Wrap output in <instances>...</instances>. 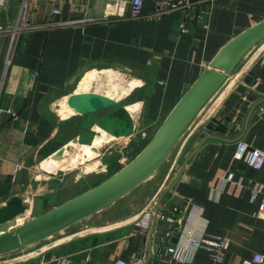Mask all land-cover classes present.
I'll list each match as a JSON object with an SVG mask.
<instances>
[{
	"label": "crops",
	"instance_id": "0c3cea01",
	"mask_svg": "<svg viewBox=\"0 0 264 264\" xmlns=\"http://www.w3.org/2000/svg\"><path fill=\"white\" fill-rule=\"evenodd\" d=\"M131 1L8 0L0 9V23L14 22L23 4L26 20L33 24L83 21L24 34L11 62L10 36L0 39L1 207L21 195L29 214L46 211L124 167L219 50L264 19V0H192L177 10L166 4L159 8L162 0H145L140 19L131 17ZM183 22L185 33L179 28ZM124 70L128 89L94 90L102 76ZM91 94L109 99L104 110L91 108ZM263 104L264 39L184 134L179 170L172 174L171 167L143 193L121 202L122 210H132L131 222L72 226L28 250L0 256V264H57L65 258L72 264H115L119 258L134 264L136 257H149L151 248L164 241L171 244L173 236L163 239L166 225L161 215L176 209L187 231L198 227L199 234L230 240L220 261L200 249L192 264H241L264 251V222L256 216L264 166L258 170L234 156L240 140L264 150V121L259 116ZM121 109L128 112L131 126ZM111 116L114 129L131 127L132 132L116 137L104 131L100 124ZM94 143L101 148L92 161L76 166L71 158L63 161L69 146L80 149ZM226 174H233V180L225 182ZM161 264L178 263L163 259Z\"/></svg>",
	"mask_w": 264,
	"mask_h": 264
},
{
	"label": "water",
	"instance_id": "95a60500",
	"mask_svg": "<svg viewBox=\"0 0 264 264\" xmlns=\"http://www.w3.org/2000/svg\"><path fill=\"white\" fill-rule=\"evenodd\" d=\"M263 39L264 19L227 42L212 59L210 67L203 70L195 82L186 89L147 145L129 163L107 179L11 229L4 225L25 214L29 206L25 204V198L21 195H15L6 201L2 207L0 206V227L4 226V229L0 230V256L17 253L76 225L113 205L150 178L169 158L196 117L243 58ZM88 98L91 108L96 111L104 110L106 102H109V99L97 94H91ZM118 112L124 116L127 125L131 126L128 112L125 109ZM112 119V116L108 117L100 127L116 137L132 132L131 127L120 131L114 129L110 125ZM179 237L180 232L175 231L171 245H175Z\"/></svg>",
	"mask_w": 264,
	"mask_h": 264
},
{
	"label": "built area",
	"instance_id": "2783aa9c",
	"mask_svg": "<svg viewBox=\"0 0 264 264\" xmlns=\"http://www.w3.org/2000/svg\"><path fill=\"white\" fill-rule=\"evenodd\" d=\"M7 2L8 0H0V9L6 8ZM144 3L145 0L131 1V17L133 19H140L141 17H143ZM191 3L192 0H162L159 3V8L163 9V4H166L167 6L169 5L170 10H177L188 7ZM26 8V4H23L21 13L18 15V18L14 22L0 23V39L5 36H10L12 45L9 51L10 54L8 57V62H11V56L14 53L16 46H18L20 38L24 34H28L36 30L45 28L49 29L67 27L83 23V21L73 20L53 22L46 25L33 24L26 20ZM54 13L59 14L60 11L56 9L54 10ZM179 28L181 33H185L187 31V27L184 22L180 24ZM0 84H2L1 80ZM259 116L264 121V104L259 108ZM234 156L238 160L245 161L252 168L259 170L264 166V150L253 148L244 140L238 141ZM14 175L16 176L17 173H15ZM233 178V174L224 175L225 182H229L233 180ZM256 195L261 196V202L256 216L258 219L264 222V185H262L259 190H257ZM177 212L178 209H176L172 214L161 215L166 225L164 229L165 232L163 234V239H170L173 236L174 232L178 231L180 232V237L177 243L175 245H169L164 241L163 244H160L158 246V248H151V254L149 257H136L134 264H161V260L163 259H168L169 261L176 262L178 264H192L194 263L196 255L200 249H205L210 252L212 258L215 261H220L222 259L225 252L230 247V240L223 236H213L205 232L199 234L196 230L198 227H194L192 230L187 231L185 228L186 222H182L183 220L180 217L178 218L177 216H175ZM178 213L181 214V212ZM57 264H72V261L69 258H65L57 261ZM115 264L130 263L122 258H119L116 260ZM241 264H264V251L254 253L251 258L243 260Z\"/></svg>",
	"mask_w": 264,
	"mask_h": 264
},
{
	"label": "rangeland",
	"instance_id": "374dc122",
	"mask_svg": "<svg viewBox=\"0 0 264 264\" xmlns=\"http://www.w3.org/2000/svg\"><path fill=\"white\" fill-rule=\"evenodd\" d=\"M127 71L124 70V72H117L119 74H116L115 76L114 75H111V73L109 74H106L104 76H102V79L100 80V82H96L95 85L93 86L94 90L100 92V93H106V92H112L114 93L115 90H120V89H128L129 86H128V83L126 81L125 78H127ZM111 78H116L117 80H112ZM127 93V92H126ZM125 93V94H126ZM149 138V137H148ZM186 137H182L181 140L179 141L178 145L175 147V149L173 150L172 154L169 156V158L160 166V168L150 177L148 178L145 182H143L141 185H139L137 188H135L133 191H131L129 194H127L125 197L126 199H122L120 202H116L114 203L113 205L109 206L108 208L102 210L101 212L97 213V214H94L93 216L87 218V219H83V221L77 223L76 225H74V227H72L73 229L74 228H85V227H106V226H109L110 224L112 223H117L120 224L122 222V220H127L128 219V222H131L130 218L133 215V212L132 210L129 211V212H126L124 210L121 209V206H123V204L121 203L123 200H130V198H132V196L138 194V193H143V191H145L146 188L149 187L150 184L153 183V181L160 177L164 172H168L171 167H173V171H172V174H175L179 168H180V164L182 163V159H183V156H185V153L184 155L181 156V149L184 145V142L186 141L185 139ZM101 148V147H100ZM108 148V147H106ZM71 155L70 156H74L80 149L79 148H75V147H72L71 148ZM95 157V154L94 156L92 157V159H90L91 161L93 160V158ZM71 158V157H70ZM88 161V160H87ZM85 162V161H83ZM68 164V163H67ZM78 164V163H76ZM76 164H74L76 166ZM124 164V163H123ZM66 166V163L65 165ZM74 168V167H72ZM168 169V170H167ZM117 172V170H116ZM112 173V172H111ZM115 173V172H114ZM147 190V189H146ZM148 195V194H147ZM146 193L144 195V198H142V205H144V203H146ZM136 208V207H135ZM133 208V210L135 209ZM48 210H41L39 212H33L30 214L28 213L27 215H25L24 219L22 220V223L23 222H26L34 217H37L45 212H47ZM21 224V223H20ZM117 226H121L120 225H117ZM116 226V227H117ZM128 231L130 230H127L125 233L128 234ZM34 246V245H32ZM28 249V247H26ZM33 248V247H32ZM12 255H15V254H12ZM6 258V257H5Z\"/></svg>",
	"mask_w": 264,
	"mask_h": 264
},
{
	"label": "bare ground",
	"instance_id": "6f19581e",
	"mask_svg": "<svg viewBox=\"0 0 264 264\" xmlns=\"http://www.w3.org/2000/svg\"><path fill=\"white\" fill-rule=\"evenodd\" d=\"M72 147L69 146L68 148H66L65 150V156H64V159L67 157V158H70V161L71 163L73 164H76L77 162H83V161H87V160H90L92 159V157L96 156V152L95 150H97L98 148H100L97 144L94 143V145L90 146V145H84L80 148V150L74 155V156H70L71 155V149ZM63 161L64 162H70L68 161L67 159H65ZM63 163V162H62ZM29 213V209L28 211L23 214V215H20L18 218H16L13 222L11 223H8L7 225H4L6 226V228L8 229H11V228H14L16 226H18L20 223H22V220L24 219L25 215H27ZM4 226L0 227V230L2 231L4 229Z\"/></svg>",
	"mask_w": 264,
	"mask_h": 264
}]
</instances>
